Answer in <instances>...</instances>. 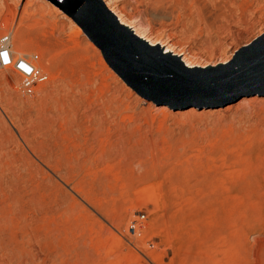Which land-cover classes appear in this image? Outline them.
Wrapping results in <instances>:
<instances>
[{
    "label": "rangeland",
    "instance_id": "obj_1",
    "mask_svg": "<svg viewBox=\"0 0 264 264\" xmlns=\"http://www.w3.org/2000/svg\"><path fill=\"white\" fill-rule=\"evenodd\" d=\"M25 1L0 0V34L37 52L48 78L26 95L0 73V264H264L263 91L145 98L68 12L72 0L20 21ZM108 2L182 50L188 76L216 75L264 33V0ZM60 98L73 103L67 150L43 119ZM47 154L62 157L63 176Z\"/></svg>",
    "mask_w": 264,
    "mask_h": 264
},
{
    "label": "water",
    "instance_id": "obj_2",
    "mask_svg": "<svg viewBox=\"0 0 264 264\" xmlns=\"http://www.w3.org/2000/svg\"><path fill=\"white\" fill-rule=\"evenodd\" d=\"M67 8L111 67L145 98L196 100L204 91L226 86L233 93L225 102L257 89L264 93V33L250 45H244L243 51L216 75L188 76L177 71L182 68L180 63L146 46L140 37L120 24L102 0H72Z\"/></svg>",
    "mask_w": 264,
    "mask_h": 264
},
{
    "label": "bare ground",
    "instance_id": "obj_3",
    "mask_svg": "<svg viewBox=\"0 0 264 264\" xmlns=\"http://www.w3.org/2000/svg\"><path fill=\"white\" fill-rule=\"evenodd\" d=\"M104 2V4L106 5V7L116 16V19L118 20V22H120V24H122L123 26H125L127 29H129L131 32L135 33L138 37H140V39H142V41L144 42V44L148 47H152V48H156L158 49V52L167 57L170 61H173V62H179V58L183 56V61L186 62V64H189V65H192L194 64L189 57H186L183 53L182 50H176L172 45L170 44L169 42H166V41H163L161 39H155L149 35L146 34L144 28L143 29H140L136 26V24H134V22H132V20H130V18H128L123 12H121L120 10L116 9L113 5L109 4L108 0H102ZM35 4V8L34 10H31L30 12V9L28 10V6L29 5H34ZM48 4V5H47ZM49 6L51 10H55V8L57 9L56 5L51 1V0H26L25 3H24V6H23V9H22V16L20 17V21H23L21 20V18L25 17V18H31L34 13L36 14V11L40 8H42L43 6ZM1 8H3L1 6V2H0V11H1ZM56 11V10H55ZM40 12V11H39ZM34 17V16H33ZM19 21V22H20ZM21 25V22L19 23ZM26 26V25H25ZM23 31V30H22ZM17 32V40L15 42V45L17 46V48H19V46L21 47V44L23 42V39H21V31H16ZM9 33L10 35V41H11V33L10 32H7ZM15 37V38H16ZM20 39L22 41H20ZM11 50L12 52H14V54L16 55H22L20 53H17L14 51L13 47H12V44H11ZM40 56V55H39ZM38 56V57H39ZM42 60V59H41ZM42 62V61H41ZM39 64V63H38ZM183 66V65H182ZM42 67V66H41ZM43 69V68H41ZM15 73V72H14ZM17 74V73H15ZM18 75V74H17ZM19 78V76H18ZM49 80V79H48ZM19 82H20V78H19ZM45 82V81H44ZM44 84V83H43ZM75 89V88H73ZM35 90V88H34ZM77 91V90H76ZM75 91V92H76ZM22 92L24 93V91L22 90ZM74 92V93H75ZM34 93V91H33ZM77 93V92H76ZM59 98V96H58ZM61 99V98H60ZM59 99V100H60ZM64 99V98H63ZM61 99L62 101L64 102H60L58 100V103L57 101H55V105L56 107H54V110H51L50 112H47V115L43 118L45 121V123L48 125V126H51L52 128L56 127L57 131L59 132L58 135H61V139H62V146L65 150L69 149V147L71 146V141H72V136L70 134L71 132V125L69 122L70 119L72 117V115L70 116L69 114V110H73V107L71 108V104H73L72 102H69L70 105H67L65 104V100ZM68 100V99H66ZM67 107V108H66ZM71 108V109H69ZM52 109V108H50ZM71 110V111H72ZM42 116V115H41ZM44 124V123H42ZM47 126V128H48ZM63 128L65 127V129H59V128ZM76 127V126H75ZM50 129V130H54V129ZM73 130V129H72ZM46 131V130H44ZM54 133L56 132V130L53 131ZM47 135V134H46ZM42 136V135H41ZM57 142V141H56ZM73 142V141H72ZM49 145V144H48ZM74 145V144H73ZM72 145V146H73ZM45 154V153H44ZM59 154V153H58ZM63 154V153H62ZM61 155V153H60ZM55 155L54 157L52 156H49L48 157V154H47V159L45 161V164L47 166H49L50 168H52L55 172H59L61 166H63V160H62V157L63 155ZM67 155V154H66ZM69 155V154H68ZM52 158V159H50ZM67 158V157H66ZM69 158H67L68 160ZM45 160V159H44ZM69 161V160H68ZM70 162V161H69ZM65 164V163H64ZM67 165V164H66ZM69 166V165H68ZM59 174V173H58ZM65 174V173H64ZM70 174V171L67 172V174H65L64 176H69ZM59 176H63V175H60ZM63 178V177H62ZM68 198V197H67ZM66 201V200H65ZM65 204V203H63ZM69 204V203H68ZM66 206V205H65ZM70 207V206H69ZM67 208V207H66ZM65 208V209H66ZM64 209V208H63ZM144 218V217H143ZM135 230V229H134ZM101 263V262H100Z\"/></svg>",
    "mask_w": 264,
    "mask_h": 264
},
{
    "label": "built area",
    "instance_id": "obj_4",
    "mask_svg": "<svg viewBox=\"0 0 264 264\" xmlns=\"http://www.w3.org/2000/svg\"><path fill=\"white\" fill-rule=\"evenodd\" d=\"M37 52L16 55L11 50L10 35L7 32L0 34V73L9 69L18 74L20 78L19 88L24 94H33L34 88L43 83L48 78V73L38 64ZM143 213H139L136 218H132L127 227L130 231L141 225Z\"/></svg>",
    "mask_w": 264,
    "mask_h": 264
}]
</instances>
